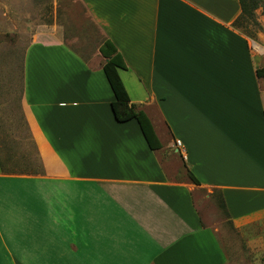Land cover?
I'll list each match as a JSON object with an SVG mask.
<instances>
[{"label": "crops", "instance_id": "1", "mask_svg": "<svg viewBox=\"0 0 264 264\" xmlns=\"http://www.w3.org/2000/svg\"><path fill=\"white\" fill-rule=\"evenodd\" d=\"M81 1L161 147L115 119L102 44L90 63L33 40L19 106L40 171L0 157V264H264V68L240 0ZM203 188L219 192L221 236Z\"/></svg>", "mask_w": 264, "mask_h": 264}, {"label": "rangeland", "instance_id": "2", "mask_svg": "<svg viewBox=\"0 0 264 264\" xmlns=\"http://www.w3.org/2000/svg\"><path fill=\"white\" fill-rule=\"evenodd\" d=\"M247 4L254 18H242V30L251 42L264 45V0H247ZM38 39L63 41L90 63L102 61L98 49L104 37L81 0H0V157L10 172L40 171L37 151L19 106L25 52ZM252 52L264 68V55L253 46ZM196 205L203 215H211V220L205 215L206 224L229 228L217 190H198Z\"/></svg>", "mask_w": 264, "mask_h": 264}, {"label": "trees", "instance_id": "3", "mask_svg": "<svg viewBox=\"0 0 264 264\" xmlns=\"http://www.w3.org/2000/svg\"><path fill=\"white\" fill-rule=\"evenodd\" d=\"M240 3L243 14L238 19V23H240L241 19L244 17L246 19H253L254 15L252 9H250L249 5L247 4V0H240ZM100 52L106 58V62L103 65V70L115 95V100L111 104L115 119L118 122H127L129 120L135 119L139 123L149 147L151 149H159L161 144L153 130L148 116L143 111L138 110L135 104L131 102L128 91L119 74L120 68H127V64L124 61L123 56L110 40H105L102 43ZM258 74L262 76L264 74V70L260 69ZM190 177L195 182H198L192 174H190Z\"/></svg>", "mask_w": 264, "mask_h": 264}, {"label": "built area", "instance_id": "4", "mask_svg": "<svg viewBox=\"0 0 264 264\" xmlns=\"http://www.w3.org/2000/svg\"><path fill=\"white\" fill-rule=\"evenodd\" d=\"M256 44H259V43H257V42H253V44H252L254 50H255L258 54H262V55H264V50H260V47L256 46ZM260 45L264 47V45H262V44H260ZM176 146H177V147H182V143H181L180 140H177V141H176Z\"/></svg>", "mask_w": 264, "mask_h": 264}, {"label": "bare ground", "instance_id": "5", "mask_svg": "<svg viewBox=\"0 0 264 264\" xmlns=\"http://www.w3.org/2000/svg\"><path fill=\"white\" fill-rule=\"evenodd\" d=\"M256 46L260 47V50H264V47L261 46L260 44H256Z\"/></svg>", "mask_w": 264, "mask_h": 264}]
</instances>
